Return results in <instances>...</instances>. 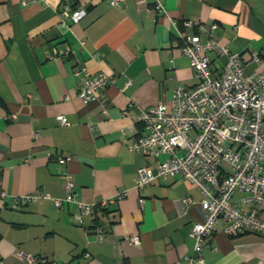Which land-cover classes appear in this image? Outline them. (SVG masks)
I'll use <instances>...</instances> for the list:
<instances>
[{
  "label": "crops",
  "instance_id": "crops-1",
  "mask_svg": "<svg viewBox=\"0 0 264 264\" xmlns=\"http://www.w3.org/2000/svg\"><path fill=\"white\" fill-rule=\"evenodd\" d=\"M64 3L86 11L64 22ZM184 19L217 22L214 35L240 53L245 73L264 68V0H0V188L7 193L0 197V264H188L190 232L203 218L199 190L180 174L138 186L146 159L128 147L130 137L146 132L143 109L170 103L176 87L197 82L176 41ZM52 47L70 51L56 57ZM210 55L217 72L224 56ZM79 66L114 77L98 100L77 95ZM60 155L70 156L61 168ZM63 169L83 202L125 195L96 206L83 224L73 219V202L14 205L15 195L38 188L63 196ZM242 195L235 190L231 199ZM225 226L218 219L202 249L204 264H264V236L227 234Z\"/></svg>",
  "mask_w": 264,
  "mask_h": 264
},
{
  "label": "built area",
  "instance_id": "built-area-1",
  "mask_svg": "<svg viewBox=\"0 0 264 264\" xmlns=\"http://www.w3.org/2000/svg\"><path fill=\"white\" fill-rule=\"evenodd\" d=\"M121 4L124 0H109ZM155 7L163 9L161 2ZM84 6L74 9L64 3L58 14L62 21H77L85 13ZM183 28L177 31V43L188 58L197 77L193 85H180L173 90L170 103L160 101L149 109H143L140 120L146 132L128 139L132 151L141 150L146 163L137 168L138 186L150 183L156 177L165 178L180 174L200 192L202 220L195 223L190 234L194 238L192 251L185 256L188 264H204L202 249L212 235L218 219L226 221L224 231L254 232L264 236V68L245 73L244 60L233 51L227 42L214 35L218 23H205L195 19H184ZM206 33L207 38L201 39ZM83 42V41H82ZM69 48L52 47V54L62 57ZM211 52L224 56L221 67L214 72L211 67ZM252 58L261 63V52H252ZM74 73H82L77 95L85 101L98 100L100 91L114 77L100 70L91 74L86 66H79ZM130 80L126 81V85ZM104 105V102H102ZM61 123H68L64 115H58ZM166 154L167 157L153 163V158ZM69 155L56 158L60 168L69 160ZM65 176L63 196H53L38 188L14 196V205L48 199L55 207L65 202L77 205L73 219L83 224L96 206L117 200L125 191H117L99 204L79 200L73 190L74 182L68 171ZM235 190L243 195L238 202L231 197ZM0 188V197L6 195ZM142 201V199H140ZM248 204V208L240 205ZM99 238L103 228L96 226ZM139 243L137 234L129 236ZM18 255L23 251L18 250ZM33 256H28L33 260Z\"/></svg>",
  "mask_w": 264,
  "mask_h": 264
},
{
  "label": "trees",
  "instance_id": "trees-1",
  "mask_svg": "<svg viewBox=\"0 0 264 264\" xmlns=\"http://www.w3.org/2000/svg\"><path fill=\"white\" fill-rule=\"evenodd\" d=\"M96 208H98V207H95L94 209H96ZM94 219H96V218H93V220H94Z\"/></svg>",
  "mask_w": 264,
  "mask_h": 264
}]
</instances>
